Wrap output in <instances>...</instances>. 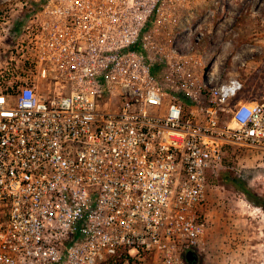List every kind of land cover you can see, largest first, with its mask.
<instances>
[{"label": "built area", "instance_id": "obj_1", "mask_svg": "<svg viewBox=\"0 0 264 264\" xmlns=\"http://www.w3.org/2000/svg\"><path fill=\"white\" fill-rule=\"evenodd\" d=\"M42 8L0 87V264H197L226 153L264 155V95L194 76L168 0Z\"/></svg>", "mask_w": 264, "mask_h": 264}, {"label": "rangeland", "instance_id": "obj_2", "mask_svg": "<svg viewBox=\"0 0 264 264\" xmlns=\"http://www.w3.org/2000/svg\"><path fill=\"white\" fill-rule=\"evenodd\" d=\"M47 1L0 0V87L13 78L14 42ZM168 5L201 37L188 58L194 76L202 81L203 63L207 70L217 63L221 80L239 77L246 83L245 98L264 95V0H168ZM175 31L172 35L182 39L184 33ZM218 180L197 264H264V208L256 205L264 204V155L230 149Z\"/></svg>", "mask_w": 264, "mask_h": 264}, {"label": "water", "instance_id": "obj_3", "mask_svg": "<svg viewBox=\"0 0 264 264\" xmlns=\"http://www.w3.org/2000/svg\"><path fill=\"white\" fill-rule=\"evenodd\" d=\"M187 258L190 262H193L195 260V254L193 252H189Z\"/></svg>", "mask_w": 264, "mask_h": 264}, {"label": "trees", "instance_id": "obj_4", "mask_svg": "<svg viewBox=\"0 0 264 264\" xmlns=\"http://www.w3.org/2000/svg\"><path fill=\"white\" fill-rule=\"evenodd\" d=\"M256 205L259 206V207L264 208V204H259V205H258V203H257Z\"/></svg>", "mask_w": 264, "mask_h": 264}, {"label": "flooded vegetation", "instance_id": "obj_5", "mask_svg": "<svg viewBox=\"0 0 264 264\" xmlns=\"http://www.w3.org/2000/svg\"><path fill=\"white\" fill-rule=\"evenodd\" d=\"M196 260H197V256H196V258H195V262H196Z\"/></svg>", "mask_w": 264, "mask_h": 264}, {"label": "bare ground", "instance_id": "obj_6", "mask_svg": "<svg viewBox=\"0 0 264 264\" xmlns=\"http://www.w3.org/2000/svg\"><path fill=\"white\" fill-rule=\"evenodd\" d=\"M217 71H218V69H217Z\"/></svg>", "mask_w": 264, "mask_h": 264}]
</instances>
